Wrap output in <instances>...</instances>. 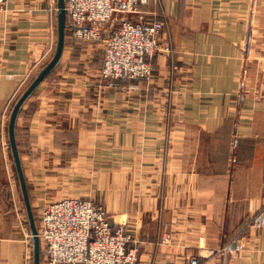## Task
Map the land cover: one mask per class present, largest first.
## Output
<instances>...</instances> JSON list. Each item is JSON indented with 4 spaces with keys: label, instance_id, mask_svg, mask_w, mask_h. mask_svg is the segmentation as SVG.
Here are the masks:
<instances>
[{
    "label": "crops",
    "instance_id": "1",
    "mask_svg": "<svg viewBox=\"0 0 264 264\" xmlns=\"http://www.w3.org/2000/svg\"><path fill=\"white\" fill-rule=\"evenodd\" d=\"M49 4L7 0L0 12V264H31L8 125L54 56ZM147 11L166 21L149 79L110 84L102 44L67 34L24 102L15 133L33 212L92 199L135 236L137 264H264V226L253 225L264 211V0H159ZM237 238L245 248L226 256Z\"/></svg>",
    "mask_w": 264,
    "mask_h": 264
},
{
    "label": "built area",
    "instance_id": "2",
    "mask_svg": "<svg viewBox=\"0 0 264 264\" xmlns=\"http://www.w3.org/2000/svg\"><path fill=\"white\" fill-rule=\"evenodd\" d=\"M152 2L159 0H65L73 38L104 45L100 74L110 84L152 76V58L166 21L157 14L136 21L128 18L144 13L142 9ZM6 4L7 0H0V12L6 10ZM113 21L106 37L105 30ZM39 223L44 264H137L135 236L123 224L115 226L106 209L91 200L65 197L49 202L40 210ZM253 225L264 226V211L254 217ZM170 239L166 233L161 241L169 243ZM244 248V241L237 238L221 250L227 256Z\"/></svg>",
    "mask_w": 264,
    "mask_h": 264
},
{
    "label": "water",
    "instance_id": "3",
    "mask_svg": "<svg viewBox=\"0 0 264 264\" xmlns=\"http://www.w3.org/2000/svg\"><path fill=\"white\" fill-rule=\"evenodd\" d=\"M134 17L133 19H137ZM114 22L110 25L108 29L105 30V36L109 35L110 29L113 27ZM65 38H66V11H65V0H58V41L57 48L53 58L50 62L45 65L38 75L33 79L30 85L25 89L22 95L16 101L9 119L8 132H9V143L11 146L13 159L20 182L23 198L25 201V206L29 218L30 228L34 240V264H41V241L38 235V228L35 220V215L33 212V207L31 204V199L29 196L27 181L25 178L22 161L16 141V121L20 113V110L24 102L28 99L29 96L35 91L38 85L49 75V73L54 69V67L59 63L64 47H65Z\"/></svg>",
    "mask_w": 264,
    "mask_h": 264
},
{
    "label": "rangeland",
    "instance_id": "4",
    "mask_svg": "<svg viewBox=\"0 0 264 264\" xmlns=\"http://www.w3.org/2000/svg\"><path fill=\"white\" fill-rule=\"evenodd\" d=\"M151 4V3H150ZM149 4V5H150ZM7 5V4H6ZM50 11H51V14L55 17V14L57 13V18H58V0H50ZM149 5H147L146 7H144L142 10H143V12L144 13H142V14H133V15H129L128 16V18L130 19V20H133V21H136V20H138V19H140V17H145V16H148L147 14H149L148 13V6ZM134 17H138L136 20L135 19H133ZM67 22H68V26H67ZM114 22V24H115V21H113ZM111 24H112V22H111ZM110 24V25H111ZM114 26V25H113ZM110 27V26H109ZM108 27V28H109ZM107 28V29H108ZM67 29H68V34H70L71 36H72V31H71V27H70V23H69V20H68V15H67V12H66V36H67ZM73 37V36H72ZM161 38V37H160ZM66 39V38H65ZM76 40V39H75ZM78 41V40H77ZM80 42V41H79ZM90 42V41H89ZM98 43V42H97ZM103 46V49H104V45H102ZM159 47H160V41H159ZM56 48H57V46H56ZM159 50V49H158ZM157 50V51H158ZM55 52H56V49H55ZM55 54V53H54ZM137 79H141V78H137ZM25 91V90H24ZM23 91V92H24ZM22 94H20L19 95V97L21 96ZM18 97V98H19ZM14 107V106H13ZM6 144V149H7V158H8V163H10V164H12L13 165V163L11 162V160H12V158H11V155H10V151H9V146H8V144H7V142L5 143ZM13 167H14V165H13ZM18 176V175H17ZM15 177H16V175H15ZM84 198V197H83ZM85 199H87V200H91V201H93L95 204H97V205H100V206H102V207H104L102 204H100V203H97V202H95L94 200H92V199H89V198H85ZM18 207V206H17ZM13 209H14V211H13V214L15 215V219L17 220H19V218H18V214L20 213L21 215H22V213H21V210L19 209H17L16 208V206H15V204L13 205ZM25 209H26V206H25ZM39 209L41 210L42 208L41 207H39ZM38 209V212L35 210L34 211V213H35V220H36V224H37V228H38V231H39V229H40V223H39V213H40V210ZM16 210H18L17 212H16ZM107 211V210H106ZM25 212V211H24ZM109 214V213H108ZM110 216V215H109ZM111 219V218H110ZM112 221V220H111ZM25 223H26V225L30 228V225H29V223H28V220L27 221H25ZM113 223V222H112ZM121 224H119V225H116L115 224V226H120ZM31 229V228H30ZM30 238H31V246H32V252H31V259H30V262H31V264H34V258H33V248H34V240H33V235H32V232H31V235H30ZM40 241H41V239H40ZM160 242L162 243V241L160 240ZM162 244H168V243H162ZM43 248H44V246H43V244H42V241H41V264H44V259H45V257H44V250H43ZM138 254H139V250H138Z\"/></svg>",
    "mask_w": 264,
    "mask_h": 264
},
{
    "label": "trees",
    "instance_id": "5",
    "mask_svg": "<svg viewBox=\"0 0 264 264\" xmlns=\"http://www.w3.org/2000/svg\"><path fill=\"white\" fill-rule=\"evenodd\" d=\"M67 26H68V22H67ZM67 34H68V29H67Z\"/></svg>",
    "mask_w": 264,
    "mask_h": 264
}]
</instances>
